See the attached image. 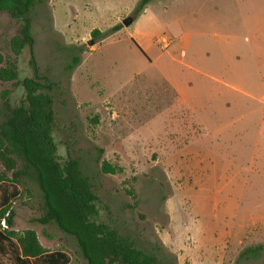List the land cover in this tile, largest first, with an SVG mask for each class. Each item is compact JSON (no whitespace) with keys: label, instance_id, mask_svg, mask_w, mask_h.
Segmentation results:
<instances>
[{"label":"rangeland","instance_id":"rangeland-1","mask_svg":"<svg viewBox=\"0 0 264 264\" xmlns=\"http://www.w3.org/2000/svg\"><path fill=\"white\" fill-rule=\"evenodd\" d=\"M140 1L36 0L19 57L21 24L0 12V52L20 81L47 83L58 156L80 162L120 234L164 264H264V0H153L134 16ZM22 99L0 80V123ZM1 173L0 207L8 195L15 215L0 232L33 230L87 264L72 236L38 223L36 181ZM15 252L4 242L0 264Z\"/></svg>","mask_w":264,"mask_h":264},{"label":"trees","instance_id":"trees-1","mask_svg":"<svg viewBox=\"0 0 264 264\" xmlns=\"http://www.w3.org/2000/svg\"><path fill=\"white\" fill-rule=\"evenodd\" d=\"M151 1L141 0L134 16H139ZM35 2L0 0V12L9 14L21 24L20 34L10 41L11 50L17 57L33 43L29 14ZM92 35L101 33L94 30ZM78 63L79 58L74 57L69 70ZM0 80L19 84L23 89V99L14 107H7L0 123V164L12 174L15 182L22 177L36 181L43 205L38 223L55 225L72 236L87 264H164L155 253L145 251L133 238L120 234L109 221L102 219V210L109 212L110 209L103 204L90 179L83 173L80 162L72 157L59 158L53 136L57 123L53 99L46 92L47 83L29 78L20 81L17 66L5 61L1 52ZM102 171L117 174L121 169L104 162ZM6 180V173H1L0 184ZM9 201L8 195L3 197L0 218L8 227H13L15 214L8 205ZM4 242L15 249L17 264H69L65 253L46 251L33 230L22 234L0 232V249Z\"/></svg>","mask_w":264,"mask_h":264},{"label":"built area","instance_id":"built-area-1","mask_svg":"<svg viewBox=\"0 0 264 264\" xmlns=\"http://www.w3.org/2000/svg\"><path fill=\"white\" fill-rule=\"evenodd\" d=\"M170 42L171 41L167 37L163 36V37H161V38L158 39V42L157 43L162 48H167V47H169ZM1 223H2V226L3 227H6V223H5V220L4 219H2V222Z\"/></svg>","mask_w":264,"mask_h":264},{"label":"crops","instance_id":"crops-1","mask_svg":"<svg viewBox=\"0 0 264 264\" xmlns=\"http://www.w3.org/2000/svg\"><path fill=\"white\" fill-rule=\"evenodd\" d=\"M215 8H216V7H215ZM145 13H146V11H145ZM143 15H144V14H143ZM214 23H216V21H215ZM218 23H219V22H218ZM161 37H163V36H161ZM161 37H160V38H161ZM158 39H159V38H158ZM158 39L155 41L157 46H159L158 43H157V42H158ZM170 41H171V40H170ZM143 42H144V44L146 45L147 48H150V47H151V45L149 44L148 40H147V41L144 40ZM171 44H172V43L170 42V45H171ZM137 45H138L139 47H141L140 44H137ZM170 45H169V46H170ZM182 46H183V45H182ZM160 47H161V46H160ZM161 48H162V47H161ZM225 56H226V55H224V57H225ZM224 61H225V60H224ZM225 66H226V65H225ZM176 89H177V88H176Z\"/></svg>","mask_w":264,"mask_h":264},{"label":"water","instance_id":"water-1","mask_svg":"<svg viewBox=\"0 0 264 264\" xmlns=\"http://www.w3.org/2000/svg\"><path fill=\"white\" fill-rule=\"evenodd\" d=\"M133 22H134V18H133V17H128V18L124 19V21H123V25H124L125 27H128V26H130Z\"/></svg>","mask_w":264,"mask_h":264}]
</instances>
